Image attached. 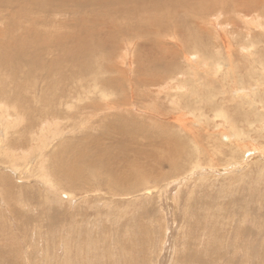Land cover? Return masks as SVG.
I'll return each instance as SVG.
<instances>
[{
	"label": "rangeland",
	"instance_id": "1",
	"mask_svg": "<svg viewBox=\"0 0 264 264\" xmlns=\"http://www.w3.org/2000/svg\"><path fill=\"white\" fill-rule=\"evenodd\" d=\"M161 1L131 15L117 0H0L1 47L13 36L24 55L0 76V264H264V3L197 0L201 18L176 31L172 0ZM41 30L81 39L64 41L82 56L63 85L57 69L27 62L62 53L45 55ZM189 34L202 41L196 53ZM98 68L112 78L103 90L71 89ZM110 154L154 171L142 183Z\"/></svg>",
	"mask_w": 264,
	"mask_h": 264
},
{
	"label": "bare ground",
	"instance_id": "2",
	"mask_svg": "<svg viewBox=\"0 0 264 264\" xmlns=\"http://www.w3.org/2000/svg\"><path fill=\"white\" fill-rule=\"evenodd\" d=\"M7 1V0H6ZM29 1V0H28ZM124 0H117V11H118V13H126V12H128V14H134V12H137V14L138 13H141V14H144V15H146V9H147V12L149 11V9H150V6L148 5V2H147V0H135V2H132V3H124L123 2ZM159 2H160V0H158ZM197 0H172V3H171V6L170 7H168V11L171 13V14H173V20H172V16H171V14H169V13H166V12H164V14L163 15H165V17L167 18L168 16H171V22L173 23V26L174 27H172L173 29L175 28V30L176 31H178V29L176 28V26H184L186 29H191V26H192V22L194 21L193 19H191L190 20V18L192 17V15L194 14V17H196L197 18V16L200 14V11L198 12V9H197V2H199V1H197ZM240 1H242V0H240ZM243 1H245V0H243ZM242 1V2H243ZM250 1H252V2H255L254 0H250ZM262 1H263V3H264V0H257L256 1V4L258 5L259 3H262ZM26 2V1H25ZM165 0H162L161 1V3H163V4H165ZM202 1H200V3H201ZM204 2V1H203ZM246 2H247V0H246ZM161 3H159V4H157V5H159V7H160V5H161ZM210 3V2H209ZM213 3V2H212ZM154 4V3H153ZM152 4V5H153ZM202 5H203V3H201ZM218 4H220V3H218ZM223 4V3H222ZM221 4V5H222ZM225 4V3H224ZM210 5V4H209ZM208 5V6H209ZM255 5V4H254ZM256 5V6H257ZM259 5H261V4H259ZM37 6V5H36ZM147 6H149L148 8H146ZM199 7V6H198ZM212 6H210V7H208V8H211ZM214 7V6H213ZM200 8V7H199ZM242 8V7H241ZM197 9V10H196ZM201 9V8H200ZM203 9V8H202ZM212 9V12H213V8H211ZM241 10V9H240ZM238 11V10H237ZM34 12V11H33ZM236 12V11H235ZM245 12V11H244ZM195 13H197V14H195ZM227 13V12H226ZM203 14V13H202ZM211 14V13H210ZM225 14V13H224ZM10 15V14H9ZM154 15V14H153ZM195 15H197V16H195ZM150 16V15H149ZM205 16V15H204ZM203 16V17H204ZM261 16H263V15H261ZM147 17V16H146ZM145 17V18H146ZM153 17V16H152ZM165 17L164 18H162L161 20L158 18V17H155V15H154V18H152V19H149V20H153V22H155V24L160 20V22L159 23H161V22H170L169 20H166L165 19ZM202 17V18H203ZM141 18V17H140ZM150 18H151V16H150ZM198 18H201V16L199 15V17ZM47 19V18H46ZM138 19V18H137ZM142 19V18H141ZM13 20V19H12ZM25 20V19H24ZM149 20H147V21H141V22H139L140 24H147V23H150L151 24V22L149 21ZM218 20H220V19H218ZM226 20V19H225ZM31 21V20H30ZM196 21H198V20H196ZM45 22V21H44ZM220 22H221V20H220ZM32 23V22H31ZM43 23V22H42ZM197 23V22H196ZM218 23V22H217ZM262 23V22H261ZM149 24V25H150ZM220 24V23H219ZM223 24H225V23H223ZM152 25V24H151ZM137 26V25H136ZM258 26H261V27H263L264 28V24H260V22L258 23ZM33 27V26H32ZM41 27V26H40ZM218 27H220V26H218ZM12 29H13V27H11ZM139 28H141V27H139ZM183 28V27H182ZM35 29H37V28H34L33 27V30H35ZM38 29H39V27H38ZM181 29V28H180ZM52 30V29H51ZM197 30V29H196ZM218 30V29H217ZM221 30V29H220ZM31 31V30H30ZM181 31H182V29H181ZM200 31V30H199ZM54 32V31H53ZM128 32V31H127ZM140 32V31H139ZM144 32V31H143ZM218 32H220V31H218ZM33 33V32H32ZM37 32H35V34H36ZM40 33H42L44 36H42V34L41 35H39ZM158 35H160V31L159 30H157V32H156ZM197 32H195V34H196ZM200 33V32H199ZM34 34V35H35ZM38 35V37L37 38H40L41 36V41L42 42H40L42 45L44 44V46H45V55H48L49 53H51V51H52V48L53 49H57V50H62V53L60 54V56H59V58L57 59V60H54L53 62H46V61H44L41 57H42V53L41 54H38V53H35L32 57H31V59L30 60H27V62H31V65L34 63V64H39V67H44L45 66V64L47 65V64H49L50 66H46L45 68L46 69H49V71H48V74H51V72L54 70L53 68H55V69H57L58 70V72H59V76H60V78L63 80V82L62 83H60L61 85H63V84H65L66 83V69H67V65H66V63L68 62V61H70L71 62V64L70 65H77V63H76V61L78 60V58L80 57V56H82V50L80 49L81 47H79V45H77L76 47H67L66 48V46L64 47L63 45L65 44L64 43V41H65V39L67 38V39H69V40H71V41H74V42H77L78 44L79 43H81V39L78 37V36H76L75 34H65V33H62V32H59V33H56L55 35H54V38H51L50 36H49V32L48 31H46V30H41V31H39L38 33H37ZM143 34V33H142ZM178 34V33H177ZM208 34V33H207ZM233 34V33H232ZM190 35V44H191V46H195V47H193V50L195 51V53L196 52H198V50H199V47L201 46V44H202V41H201V37L199 38L200 39V41L195 37V36H193L192 34H189ZM201 34H196V36H200ZM174 36V35H173ZM13 37V36H12ZM11 37V39H10V41H9V44L14 48L13 49V51L10 49V45H6L7 47H5V45L3 44L2 45V47H1V44H0V76L2 75V71H3V69L2 68H4V69H7L8 70V68L9 69H11V70H13L12 68H10L11 66H13L12 65V63H11V59H15V60H13L14 62H15V64L14 65H17L18 64V62L20 63L21 61H22V59L24 58V55H23V53H19L18 51H17V48H16V40H15V38L13 37L12 38ZM30 38L32 39L33 38V35L31 34V36H30ZM87 38H88V36H87ZM167 38V37H166ZM173 38H175V37H173ZM39 39V40H40ZM235 39V38H234ZM11 40L14 42V43H11ZM38 40V39H37ZM83 40V39H82ZM19 41V40H18ZM25 41V40H24ZM29 41H30V39H29ZM34 42H35V40H33ZM175 41V40H174ZM31 42H32V40H31ZM37 42V41H36ZM36 42H35V44L34 45H36ZM39 42V41H38ZM86 42V41H85ZM24 43V42H23ZM25 43H28V42H25ZM39 43V44H40ZM87 44V43H86ZM179 44V43H178ZM182 44V43H181ZM184 45H185V43H184ZM233 45V44H232ZM73 46V45H72ZM81 46V45H80ZM179 46V45H178ZM250 46H253V47H255L254 45H250ZM35 47V46H34ZM23 48V47H22ZM184 48V47H183ZM207 49H209V48H207ZM205 50V49H204ZM230 50V49H229ZM56 51V50H55ZM208 51V50H207ZM206 50H205V53H208ZM57 52V51H56ZM169 52V51H168ZM202 52V51H201ZM192 53V52H191ZM234 53V52H233ZM167 54V53H166ZM165 54V55H166ZM201 54V53H200ZM232 54V53H231ZM59 55V54H58ZM163 55V54H162ZM165 55H164V57H165ZM227 55V54H226ZM41 56V57H40ZM169 56V55H168ZM222 56V55H221ZM231 56V55H230ZM53 57V56H52ZM58 57V56H57ZM163 56H162V58H164ZM201 57V56H200ZM224 57V56H223ZM225 58H226V56H225ZM26 59V58H25ZM220 59V58H219ZM16 60H19V61H16ZM53 60V59H52ZM165 60V59H164ZM163 60V61H164ZM227 60V59H226ZM162 60H159V63H161V62H163ZM166 61V60H165ZM221 61V60H220ZM24 62V61H23ZM217 62V61H216ZM22 63V62H21ZM20 63V64H21ZM169 63L170 62H167L166 61V64L165 65H167V67H170V65H169ZM233 63V62H232ZM33 64V65H34ZM82 64V63H81ZM10 65V66H9ZM32 65V66H33ZM198 65V64H197ZM200 65V64H199ZM217 65V64H216ZM28 66H30V65H28ZM31 66V67H32ZM36 66V65H35ZM7 67V68H6ZM16 67V66H15ZM17 67H18V65H17ZM27 67V66H26ZM38 67V68H39ZM119 67V66H118ZM218 67H221V65H219ZM19 68V67H18ZM28 68V67H27ZM16 69V68H15ZM14 69V70H15ZM52 71H51V70ZM99 69V70H98ZM97 70H98V78L96 79V80H94V79H89L88 80V82L87 83H85V84H83V85H79V81H77V83H76V81H74L75 83H73L72 84V86H71V89H73L74 91H75V89L77 90V88H78V90L80 89V90H84V92L85 91H89L88 89H89V86L91 85V86H93V84L94 85H97V82L99 83V84H101V86H102V88L101 89H99L100 91L101 90H103V88H105L106 86H108V84H106L107 82L106 81H108L109 83H110V81H111V79L112 78H107L106 76H104V75H106L108 72L107 71H105L104 69H101V68H98ZM230 69V68H229ZM6 70V71H7ZM10 70V71H11ZM30 70V69H29ZM31 70H33L32 68H31ZM38 70H40V72L42 71L40 68L38 69ZM211 70V69H210ZM16 71H17V69H16ZM38 72V71H37ZM40 72L38 73V74H40ZM83 71H81L80 73H82ZM6 73V72H5ZM17 73V72H16ZM23 73V72H22ZM30 73V72H29ZM195 73V72H194ZM226 73V72H225ZM7 74H8V72H7ZM34 74V73H33ZM13 75V72L11 73V75H9V77L7 76V79H5V80H10L9 78H11L10 76H12ZM17 75H18V73H17ZM21 75V74H20ZM19 75V76H20ZM30 75V74H29ZM36 75V74H35ZM41 75V74H40ZM202 77V76H201ZM14 78H15V76H14ZM31 78V82L29 81V84H28V82H26V86L27 87H29V88H35L36 87V82L34 81L35 79L33 78V76L32 77H30ZM42 78V77H41ZM44 78V77H43ZM12 79V78H11ZM75 79V78H74ZM108 79H110V80H108ZM27 80V79H26ZM72 80V79H71ZM243 80V79H242ZM59 82V81H58ZM73 82V81H72ZM112 83V82H111ZM57 85H59V84H56V82L54 83V85H53V87H56ZM90 86V87H91ZM179 87V88H178ZM178 87H176L175 89H179V90H182V87H180V85L178 86ZM197 87V86H196ZM198 88V87H197ZM208 88V87H207ZM40 89V88H39ZM186 90H188L187 88H185ZM191 89H194V90H191L192 91V95L193 94H195V87H191ZM240 90V89H239ZM69 91V90H68ZM157 91V90H156ZM199 91V90H198ZM70 92V91H69ZM68 92V94L70 95V93ZM197 92V91H196ZM82 93V92H81ZM182 93V92H181ZM199 93V92H198ZM68 94H67V96H68ZM85 94H87V93H85ZM78 95V94H77ZM181 95V94H180ZM188 95L187 94H183V95H181L180 96V101L183 103V105H184V103H186L187 105H189V103H188V101L190 100L189 98H191V96L189 97H187ZM200 96V95H199ZM198 96V97H199ZM175 97V96H174ZM179 97V96H178ZM183 97H184V100H183ZM185 97H187V98H185ZM175 99H176V97H175ZM173 100V99H172ZM179 101V100H178ZM178 102V104L179 105H181V102ZM53 102H55V101H53ZM107 102V101H106ZM50 104V107H51V105L53 104L52 102L51 103H49ZM55 104V103H54ZM57 104V103H56ZM66 105H68V101L66 102ZM73 104H71V106H72ZM182 106V105H181ZM252 107V106H251ZM182 108V107H181ZM184 109V108H183ZM186 110V109H185ZM184 111V110H183ZM186 112V111H185ZM184 112V113H185ZM187 113V112H186ZM185 113V114H186ZM182 114V113H181ZM53 115H54V113H53ZM184 115V114H183ZM181 116V115H180ZM242 119V118H241ZM16 120V119H15ZM18 121V120H17ZM18 122H20V120L18 121ZM190 122H192V121H190ZM240 123V122H239ZM17 124H19V123H17L16 121H14V123H13V127L14 126H17ZM45 129H43L42 131V133H43V135H44V137L43 138H41L40 136H39V139H40V142H41V146H40V148H39V150H38V153H39V155H42L43 153H45L46 152V150H47V148H48V143L49 142H51L52 141V139H51V132L46 128V127H44ZM184 128V127H183ZM25 129V128H24ZM47 129V130H46ZM5 135V134H4ZM42 135V136H43ZM30 138V137H29ZM31 139H33V138H31ZM38 139V138H37ZM36 139V140H37ZM38 139V140H39ZM20 140V139H19ZM37 140V141H38ZM6 142V141H5ZM178 143V141H177V139H176V136H174V135H171V133L169 134V137H168V139H166L165 140V144H167L168 146H169V149H171V153H174V152H176L177 150H175L177 147L174 145V144H177ZM3 144V143H2ZM96 145H98V143H95ZM1 146V145H0ZM176 148H175V147ZM11 147V146H10ZM11 151H13V149L11 150ZM35 152H36V150H35ZM81 153H84V150L83 151H80ZM107 152V151H106ZM27 153H29V151L27 152ZM103 154H105V153H103ZM38 155V156H39ZM38 156H36V157H38ZM42 156H44V155H42ZM12 157V156H11ZM36 157H34V158H36ZM39 158H41L40 156L38 157V159ZM27 159V158H26ZM44 159H45V157H44ZM47 159V158H46ZM121 159H123V162L124 163H120L119 162V160H121ZM14 160V159H13ZM41 160V159H40ZM47 161V160H46ZM35 161H33L32 163H34ZM108 162H111L112 163V165L114 164H116V163H120L121 165H122V167H123V170L124 171H126L127 173L128 172H135V173H137V174H140V181L143 183V180H144V178L145 177H147L150 173H149V170L151 169V170H153L154 171V168H152V167H148V168H143V167H140L139 168V170L137 169V167H136V164H135V162L134 161H132V160H130L128 157H126L125 155H123V154H119L118 155V157H116V158H112V156H111V154H110V160L108 161ZM19 163V162H18ZM30 163V162H29ZM36 163H38V161L36 162ZM23 164V163H22ZM24 164H25V162H24ZM46 164V163H45ZM45 164H44V160L42 161L41 160V164H39L38 166H37V168L35 167V169H33V170H35V172L33 173L34 174V177H37L38 179H42L43 177H47L48 175L46 174V173H44L43 172V168H44V166H45ZM61 163L60 162H58L57 163V165H60ZM125 164H126V166H125ZM26 165V164H25ZM37 165V164H36ZM125 166V167H124ZM20 167H21V165H20ZM29 167H32V166H29ZM34 168V167H33ZM47 168V167H46ZM32 169V168H31ZM140 169H142V170H140ZM58 172V171H57ZM69 172V169L67 168V173ZM153 173V172H152ZM53 174H55V176L57 175V173L55 172V171H53ZM129 175H131V173H128ZM54 176V177H55ZM58 176V175H57ZM33 177V178H34ZM51 177H53V176H51ZM150 178V177H149ZM50 179H52V178H50ZM37 181V180H36ZM131 182H133V179L132 180H130L129 181V183L128 184H132ZM48 183V182H47ZM53 188V187H52ZM55 188V187H54ZM56 189V188H55ZM148 193H149V191H148ZM151 212V211H150ZM77 221V220H76ZM249 240V239H248ZM245 249V248H244ZM172 251V250H171ZM236 251V250H235ZM242 251H244V250H242ZM246 251V250H245ZM69 253V252H68ZM67 253V254H68ZM246 253V252H245ZM242 254V253H241Z\"/></svg>",
	"mask_w": 264,
	"mask_h": 264
}]
</instances>
